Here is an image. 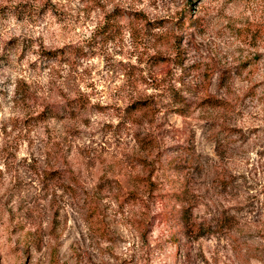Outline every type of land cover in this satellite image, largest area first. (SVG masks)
<instances>
[{
  "label": "rangeland",
  "instance_id": "obj_1",
  "mask_svg": "<svg viewBox=\"0 0 264 264\" xmlns=\"http://www.w3.org/2000/svg\"><path fill=\"white\" fill-rule=\"evenodd\" d=\"M0 264H264V0H0Z\"/></svg>",
  "mask_w": 264,
  "mask_h": 264
},
{
  "label": "trees",
  "instance_id": "obj_2",
  "mask_svg": "<svg viewBox=\"0 0 264 264\" xmlns=\"http://www.w3.org/2000/svg\"><path fill=\"white\" fill-rule=\"evenodd\" d=\"M183 18L185 19L186 15ZM189 22H191V24H192L191 18L189 19ZM190 165H191V163H188V161H187V159H186V157L184 155L183 156H179L177 158H174V160L171 163V166H173V168L177 169V170H184V169L190 167Z\"/></svg>",
  "mask_w": 264,
  "mask_h": 264
}]
</instances>
